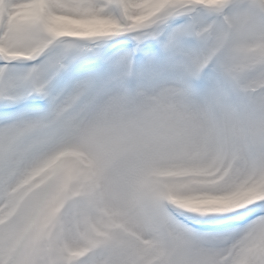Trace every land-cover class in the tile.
I'll list each match as a JSON object with an SVG mask.
<instances>
[{"label":"snow or ice","instance_id":"6c2138e0","mask_svg":"<svg viewBox=\"0 0 264 264\" xmlns=\"http://www.w3.org/2000/svg\"><path fill=\"white\" fill-rule=\"evenodd\" d=\"M0 264H264V0H0Z\"/></svg>","mask_w":264,"mask_h":264}]
</instances>
